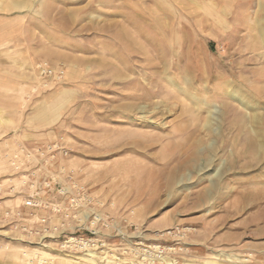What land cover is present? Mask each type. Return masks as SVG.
I'll return each mask as SVG.
<instances>
[{"label":"rangeland","instance_id":"rangeland-1","mask_svg":"<svg viewBox=\"0 0 264 264\" xmlns=\"http://www.w3.org/2000/svg\"><path fill=\"white\" fill-rule=\"evenodd\" d=\"M72 183L130 235L186 233L182 264H264V0H0V209ZM52 248L0 216V264L73 263Z\"/></svg>","mask_w":264,"mask_h":264},{"label":"built area","instance_id":"built-area-1","mask_svg":"<svg viewBox=\"0 0 264 264\" xmlns=\"http://www.w3.org/2000/svg\"><path fill=\"white\" fill-rule=\"evenodd\" d=\"M35 69L40 78L63 79V68L39 64ZM57 155L66 157L68 151L52 145L43 157L51 163ZM36 186L30 180L26 187ZM57 194L66 202H44L29 195L16 208L0 209V216L30 246L39 250L52 246L51 252L76 264H182L185 249L181 241L186 233H167L172 237L177 234L178 241L170 244L145 240L119 227L104 211L108 204L93 198L83 186L72 183L69 188H59ZM69 195L73 196L67 198Z\"/></svg>","mask_w":264,"mask_h":264},{"label":"crops","instance_id":"crops-1","mask_svg":"<svg viewBox=\"0 0 264 264\" xmlns=\"http://www.w3.org/2000/svg\"><path fill=\"white\" fill-rule=\"evenodd\" d=\"M36 70V69H35ZM36 74V73H35ZM227 202H228V206L227 208L230 210V209H233L232 212H229V214H233L234 216L236 215H243L245 213V206L246 204L243 203L245 201H243L242 199L236 197V198H233V199H225L223 200V202L221 203V205L224 207L227 205ZM210 203V202H209ZM227 216V215H226ZM244 216V215H243ZM242 216V217H243ZM224 220L226 221L225 217H224ZM230 221V220H228ZM234 221V220H233ZM246 220H244V222L242 223H245ZM241 232V231H239Z\"/></svg>","mask_w":264,"mask_h":264},{"label":"bare ground","instance_id":"bare-ground-1","mask_svg":"<svg viewBox=\"0 0 264 264\" xmlns=\"http://www.w3.org/2000/svg\"><path fill=\"white\" fill-rule=\"evenodd\" d=\"M72 264H76V263L73 262Z\"/></svg>","mask_w":264,"mask_h":264}]
</instances>
